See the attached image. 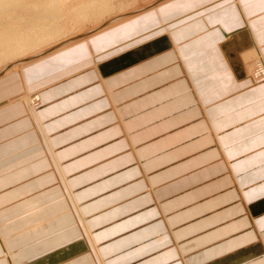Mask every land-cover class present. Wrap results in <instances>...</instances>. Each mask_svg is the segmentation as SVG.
<instances>
[{
  "label": "crops",
  "instance_id": "0c3cea01",
  "mask_svg": "<svg viewBox=\"0 0 264 264\" xmlns=\"http://www.w3.org/2000/svg\"><path fill=\"white\" fill-rule=\"evenodd\" d=\"M254 51L264 0H171L1 75L0 264H264Z\"/></svg>",
  "mask_w": 264,
  "mask_h": 264
},
{
  "label": "rangeland",
  "instance_id": "374dc122",
  "mask_svg": "<svg viewBox=\"0 0 264 264\" xmlns=\"http://www.w3.org/2000/svg\"><path fill=\"white\" fill-rule=\"evenodd\" d=\"M38 1L39 0H37V3H38ZM40 1H42V0H40ZM99 1H101V0H79V1L77 0V2L74 0H70L71 6L75 5L74 6L75 8L79 7L77 12L78 11H81V12H78V13H75V12L69 13L71 10H74V7L72 8V7H70V5L68 6L69 3L64 4V6L61 5L63 7V9H65L67 12L66 17L63 18L58 23L60 25L59 27H60L61 32H59L58 35L53 36V37H51L49 34H46L47 36L45 37V39L42 42H39L36 48L34 47L30 50L25 49L23 51H19L20 53L19 52L16 53L17 51H15V49H16L15 47H17L19 44H17V45L14 44V46H15L14 47V46H12L13 43L10 42L11 44H10L8 50H6V48L4 50V47L3 48L0 47V76L7 74V73L19 72V71L23 70L24 68H27V67L31 66L32 64H35V61L37 60V57H36L37 55H40L43 53L46 54V53H49L51 51L54 52V50L56 52L64 51L67 48H70L72 46L82 44V43L86 42L87 40H89L90 38L95 37L96 35H99L102 32H107L108 30H113L114 28L119 27L118 25L122 26L125 23L127 24L128 21H131L133 18L137 17L138 15H141L142 12L144 13V12H146V10H149L150 8L151 9L155 8L158 5H160L162 3H167L168 1H171V0H146V1H140V0H107L105 2L103 1L102 7H100V8H99V6H97V4H100ZM149 1L151 2V4H149L150 7L148 9L144 10L143 5L144 4L147 5V2H149ZM154 1H157V2H155V3H157L156 4L157 6L153 5ZM126 2H129L130 4L126 7H123L122 4L126 3ZM82 6L84 7V9L86 8V10L81 8ZM89 6H91L93 8H91ZM28 8H30V7H28ZM38 22H37V25L40 24L39 26L41 27L42 23L41 22L38 23ZM21 23L22 24L24 23L23 24L24 26L26 24L25 21H23ZM21 23L19 24V26L22 25ZM23 25L21 27H19L20 31H21V33H20L21 35L18 37H15L16 41L20 40L19 42H21V43H26L27 42L26 40H29V39L33 40L34 38L39 37V35H37V33L41 34L40 33L41 30L43 31V29H41V28L39 29V27H37V30H34L35 31L34 32L31 30H28V28L26 27L27 25L25 26L27 29ZM21 28H22V30H21ZM24 28H25V30H24ZM38 30H40V31H38ZM98 30H100V31H98ZM22 31H24V32L30 31L29 32L30 35L32 34L31 32H34V34H32L31 36H28L29 34L27 35L26 32L24 33ZM94 32H96V33H94ZM22 33L24 35L26 34V36H23ZM89 34H90V36H88ZM33 35H34V38L32 39ZM9 36H10V37H8L9 39L12 38L11 35H9ZM70 38H71V40H68ZM23 41H25V42H23ZM10 47L12 50L10 49ZM42 57L43 56H41L39 58H42ZM19 59H20V62H19ZM261 59L262 58L257 56V59L255 61H261ZM21 60L23 62H21ZM30 61H32V62H30ZM249 61H250V63L252 62L251 56L249 57ZM263 63H264V61H263ZM249 69H250V67H249ZM256 82H259V81H256ZM261 82H263V81H261ZM28 92L29 91H27V93L22 95V98L20 100L24 103L23 98L29 97V107L30 108H28V106L25 103L24 104L26 105L27 109L29 110V114H33V112L35 111V106L37 107V105H38V104L35 105L36 102L38 103V99H39L38 93L35 92V93L28 94Z\"/></svg>",
  "mask_w": 264,
  "mask_h": 264
},
{
  "label": "bare ground",
  "instance_id": "6f19581e",
  "mask_svg": "<svg viewBox=\"0 0 264 264\" xmlns=\"http://www.w3.org/2000/svg\"><path fill=\"white\" fill-rule=\"evenodd\" d=\"M74 1L77 2V0H74ZM103 1L105 2L107 0L99 1L100 4H97V6H99V8L102 7ZM66 3H69L68 4V6H69L70 0H42V1L39 0L38 3H37V0H0V47H2V48L4 47V50H5V48H6V50H8L11 43H13L12 46H14V44H16V45L19 44L17 47L14 46L16 48L15 51H17L16 53H18L19 51H23L25 49L30 50L34 47L36 48L38 43L42 42L45 39V37L47 36L46 34H49L51 37L58 35L59 32H61L60 27H59L60 25L58 23L63 18H65L67 15L66 10L63 9V7H62ZM129 4H130L129 2H126V3H123L122 5H123V7H126ZM155 5H156V3H155ZM74 6L75 5H72V6L70 5V7H72V8ZM28 7H30V8H28ZM89 7H91V6H89ZM81 8L84 9L83 6ZM91 8H93V7H91ZM78 9H79V7H76V8L74 7V10H71L69 13L81 12V11L77 12ZM84 10H86V8ZM23 21H25V23H26L25 26L27 25L26 27L28 28V30L34 31V30H37V27H39V29L40 28L43 29V31L41 30V32H40L41 34H38L36 32L37 35H39V37L34 38V35H33L32 39L33 38L34 39L33 40L29 39L30 41L26 40L27 41L26 43H21V42H19L20 40L16 41L15 37H18L21 35L20 34L21 31H20L19 27H21L24 24V23L23 24L21 23ZM38 21L42 23L41 27L39 26L40 24L37 25ZM20 23L22 24L21 26H19ZM118 26H120V25H118ZM25 28H24V30H25ZM21 30H22V28H21ZM100 30H98V31H100ZM38 31H40V30H38ZM22 32H24V31H22ZM29 32H26V33H27V35L29 34L28 36H31L32 34H34L35 31L31 32L32 33L31 35ZM96 32H94V33H96ZM9 35H11L12 38L9 39L8 38V37H10ZM22 35L26 36V34L24 35L23 33H22ZM88 36H90V34ZM68 40H71V38ZM23 42H25V41H23ZM10 49H11V47H10ZM51 52L46 53V54L43 53V54L37 55L36 61L39 62L40 60L48 58L51 55L56 53L55 50H54V52H52V53ZM255 53H257V52H255V51L249 52V53L245 54L244 57L246 58L248 56H251L252 62L249 64L250 69H248L247 74L249 77L253 78L255 81H258V79L264 78V63H263L262 59H261V61H255L257 59V55H256V57H253ZM41 56H43V57L39 58ZM19 62H20V59H19ZM21 62H23V61L21 60ZM30 62H32V61H30ZM35 105H37V102Z\"/></svg>",
  "mask_w": 264,
  "mask_h": 264
},
{
  "label": "built area",
  "instance_id": "2783aa9c",
  "mask_svg": "<svg viewBox=\"0 0 264 264\" xmlns=\"http://www.w3.org/2000/svg\"><path fill=\"white\" fill-rule=\"evenodd\" d=\"M258 76V75H257ZM259 77V76H258ZM258 81H264V78H260V79H258Z\"/></svg>",
  "mask_w": 264,
  "mask_h": 264
}]
</instances>
